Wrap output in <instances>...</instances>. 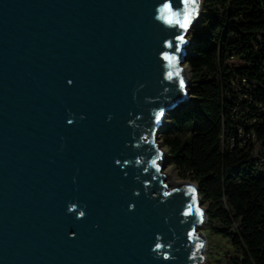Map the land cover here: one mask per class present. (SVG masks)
<instances>
[{"label": "water", "instance_id": "95a60500", "mask_svg": "<svg viewBox=\"0 0 264 264\" xmlns=\"http://www.w3.org/2000/svg\"><path fill=\"white\" fill-rule=\"evenodd\" d=\"M159 2L0 0V264H190L186 233L194 220L181 224L183 193L166 203L152 193L163 191L160 179L169 189L195 184L205 224L198 184L171 180L163 161L159 179H135L142 172L135 158L153 153L133 147V134L155 130L165 158L158 137L166 117L192 99L189 35L182 57L188 98L161 83L158 53L179 33L153 19ZM161 106L167 114L154 129L149 110ZM137 115L141 129L128 124ZM143 181H152L147 194ZM69 203L86 206V217L68 214ZM157 233L166 244L175 240L174 260L154 258Z\"/></svg>", "mask_w": 264, "mask_h": 264}, {"label": "trees", "instance_id": "16d2710c", "mask_svg": "<svg viewBox=\"0 0 264 264\" xmlns=\"http://www.w3.org/2000/svg\"><path fill=\"white\" fill-rule=\"evenodd\" d=\"M198 28L193 97L172 113L164 146L239 253L233 264H264V0H205Z\"/></svg>", "mask_w": 264, "mask_h": 264}, {"label": "clouds", "instance_id": "9594fccd", "mask_svg": "<svg viewBox=\"0 0 264 264\" xmlns=\"http://www.w3.org/2000/svg\"><path fill=\"white\" fill-rule=\"evenodd\" d=\"M204 4V0H162L156 4L154 9L153 19L159 23L162 28L167 31H175L179 33L173 37L165 39L162 43L163 50L158 53V59L161 61L162 67V84L177 85L178 92L183 95V97L188 98V92L186 90V80L183 75L184 67L182 66V57L185 55V46L189 44L190 40L187 38L189 33L192 31L195 22L201 17V11ZM73 81L69 80L68 84L71 85ZM145 85L141 84L140 89L144 88ZM133 93V99H136L137 92ZM164 93H169L172 91L170 87L164 88ZM170 100V98H168ZM146 103H156L159 97L153 99L152 97L145 98ZM152 116L154 129L162 126L167 109L164 106L158 108H152L149 110ZM72 119H69L67 123L69 125L75 123L74 114ZM132 115V113H130ZM81 119H85L82 115ZM113 119L112 115L108 116V120ZM142 119V115H137L135 119L128 121L130 127L134 129H141L143 126L137 123L138 120ZM133 147L137 149L150 146L149 151L153 154L151 157H146L144 155L137 156L135 158V166L142 169L140 175H137L135 179L137 181L141 180L142 175H148L150 173H155L152 175V181L159 179L162 173V161L164 159V153L159 148L156 141L155 130H153L152 135L149 137L144 128L142 135L139 139H136L135 133L133 134ZM115 163L120 166L121 161L116 160ZM132 164V161H124L123 166L127 167ZM127 175V173H125ZM152 181H143L145 193L149 191L152 186ZM162 185V192L152 193V198L156 199L160 197L161 203H166L174 194L183 193L185 197V205L180 213L181 224H188L191 220V227L186 233L187 244L186 247L190 248L188 254V261L190 264H203L205 256L203 250L206 248V241L201 238L200 234L196 230V225H202L205 222V212L204 209L199 206L198 203V188L195 184L189 183L184 185L182 188L169 189L168 185L163 182L162 179L159 180ZM141 193L139 190L134 192V195L139 196ZM84 208H81L79 203H69L67 207L68 214H75L76 219H83L86 217L87 212ZM135 210V204L129 205V211ZM165 222H168V218H165ZM76 233H69V238L74 239ZM179 239V237H177ZM175 240L169 243H164V238L161 234H156V242L152 246V253H154V258L163 259L164 261L174 260L173 256V245Z\"/></svg>", "mask_w": 264, "mask_h": 264}, {"label": "rangeland", "instance_id": "374dc122", "mask_svg": "<svg viewBox=\"0 0 264 264\" xmlns=\"http://www.w3.org/2000/svg\"><path fill=\"white\" fill-rule=\"evenodd\" d=\"M202 14H203V8L201 11V16ZM200 19L201 17L197 20L192 31L189 33V37L192 40V42H195L197 34L200 31L199 28L196 29ZM190 50H191L190 52L191 55L194 53L192 45ZM185 66L187 72L190 73L189 63L187 62ZM192 97L193 96L191 95V98ZM183 107H185V105L182 106L181 108ZM173 112H170L167 115L166 120L161 129V133L159 134L158 141L161 144L162 149L166 152V156L163 159V172L168 173L171 180L175 181V180H179L180 178L177 175L176 167L171 162H169L167 147L164 146V135H165L164 131L166 127L170 124V117ZM201 230L205 232L208 240L206 258L203 264H233V261L239 257V253L235 251L228 238L223 236L220 232H217L212 226H209L208 221L202 225Z\"/></svg>", "mask_w": 264, "mask_h": 264}, {"label": "bare ground", "instance_id": "6f19581e", "mask_svg": "<svg viewBox=\"0 0 264 264\" xmlns=\"http://www.w3.org/2000/svg\"><path fill=\"white\" fill-rule=\"evenodd\" d=\"M204 5V4H203ZM203 8V7H202ZM189 51H191L190 49H189ZM174 181V180H173Z\"/></svg>", "mask_w": 264, "mask_h": 264}]
</instances>
